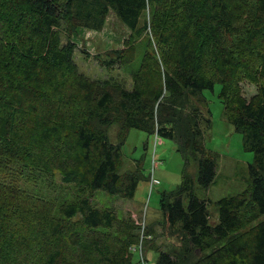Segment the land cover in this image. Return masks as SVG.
Wrapping results in <instances>:
<instances>
[{
	"label": "trees",
	"instance_id": "1",
	"mask_svg": "<svg viewBox=\"0 0 264 264\" xmlns=\"http://www.w3.org/2000/svg\"><path fill=\"white\" fill-rule=\"evenodd\" d=\"M243 2L182 0L171 19L165 9L155 11V0H0V164L17 161L30 173L47 169L79 191L61 208V219L49 220L45 236L51 242L43 255L40 232L31 224L20 233L14 216L0 204V264H30L29 259L36 264H140L130 249L135 225L92 201L96 191L134 197L142 178L140 162L133 171L120 172L121 146L130 129L172 140L184 160L180 184L159 199L163 220L178 244L156 250L155 264H264V79L248 76L258 83V93L244 99L238 68L223 54L232 15L245 10ZM149 3L150 21L140 24ZM247 7L253 16L241 28L246 50L238 52L246 63L252 61L247 56L262 55L257 45L264 38V0ZM109 9L130 30L128 41L149 31L157 49L171 48L158 53L157 88L151 86L153 75L132 90L114 91L82 78L68 79L72 50L70 44L60 46L57 28L65 23L99 30ZM149 48L156 58L151 44ZM258 62L264 77V60ZM216 85L228 123L254 159L248 165L249 186L216 202L218 223L211 226L206 202L196 197L194 185L208 188L216 175L217 156L207 150L202 128L211 124L203 92H213ZM189 95L199 98L202 109L187 105ZM13 124L21 134H13ZM112 125L119 126L117 145L107 137ZM189 160L196 164L197 182L187 172ZM7 205L15 213L23 209L17 202ZM114 226L125 233L124 239L101 232Z\"/></svg>",
	"mask_w": 264,
	"mask_h": 264
},
{
	"label": "rangeland",
	"instance_id": "2",
	"mask_svg": "<svg viewBox=\"0 0 264 264\" xmlns=\"http://www.w3.org/2000/svg\"><path fill=\"white\" fill-rule=\"evenodd\" d=\"M181 1L155 0V11L161 12L165 9L164 15L167 14L169 18L173 19L179 12ZM255 1L245 0L243 3L251 6ZM243 3H240L239 6H245ZM247 6L244 11L242 9L234 10L232 15L234 21L228 28L231 33L224 39L223 54L229 59L232 58L238 68V88L241 90L242 97L249 101L257 95L258 83L251 81L248 76L251 78L257 76L260 81L264 79L261 77L263 66L259 62L257 63V61L264 60V38H261L257 45L261 48V57L257 55L254 56V59L247 56L254 63L252 61L246 63L247 58L244 59V53L238 55V52L246 50L245 47L243 48V45L246 44L244 42L246 40L245 31L241 28L245 25L246 29L253 16V10L249 12ZM152 9L153 6L149 3L140 24L144 20L150 21ZM56 31L60 46L70 44L72 50L71 64L73 68L67 72L68 79L82 78L103 89L114 91L118 88L132 90L138 86L142 79L153 75L155 77L151 81V86L153 88L159 86L157 66H161V58L158 57V53L161 50L169 52L171 48L157 49L154 44L155 39L149 36V31L140 32V36L134 38L133 42L132 39L128 41L130 30L120 22L111 9L99 30L79 25L73 29L69 24L64 23ZM150 44L156 58L150 55ZM219 90L220 87L216 85L213 92H203L211 120L209 127H202L203 138L207 150L217 156L216 175L208 188H202L197 183L194 185L196 197L206 202L211 226L218 223L216 202L223 197L241 193L249 186L248 165L254 159L252 152L244 150L242 136L236 133L232 125L228 123L224 115L223 104L218 98ZM187 105L202 109L199 98L193 95L187 97ZM204 110H202V114H205ZM18 111L22 114L26 112L20 107ZM4 116L6 120L8 114L7 117L5 114ZM15 124L17 125V122ZM12 128L13 134L18 133L16 128L14 129V124ZM118 129V125L108 128L107 137L111 144L119 143ZM19 133L21 134V132ZM20 143L22 142L20 141ZM25 148L28 149V146ZM121 153L120 172L122 174L133 171L137 162H140L142 167V178L138 183L134 197L123 199L96 191L93 193L92 201L94 206L100 209L115 212L118 220L134 224L136 237L133 238V243L135 245L130 248L133 252V261L155 264L158 257L156 250L169 251L172 246L178 244L175 234L169 230L163 220L159 209V199L163 192L172 191L180 184L184 160L172 140L159 137L156 134L149 135L136 129L128 130L125 142L121 146ZM8 167L12 171L6 170ZM8 167L0 164L1 209L14 216L13 223L15 222L14 225L20 233L28 231L31 224L40 232L39 237L42 241L40 252L43 255L49 251L51 242L45 236L49 220L61 219V208L72 203L79 191L72 185L62 183L60 177L54 176L47 169L35 168L30 173L27 169H21L17 161L11 162ZM187 172L197 182V168L194 161H188ZM21 196L28 200L19 199L18 197ZM183 200L186 205L187 199L184 197ZM9 202H17L23 209L15 213L14 209L8 207ZM119 230L121 229L114 226L109 230L102 229L101 232L110 237L124 239L125 233L119 232ZM29 262L36 264L35 259H29Z\"/></svg>",
	"mask_w": 264,
	"mask_h": 264
},
{
	"label": "built area",
	"instance_id": "3",
	"mask_svg": "<svg viewBox=\"0 0 264 264\" xmlns=\"http://www.w3.org/2000/svg\"><path fill=\"white\" fill-rule=\"evenodd\" d=\"M140 264H145V263L142 262V263H140Z\"/></svg>",
	"mask_w": 264,
	"mask_h": 264
}]
</instances>
